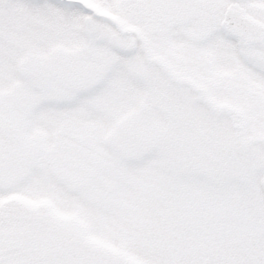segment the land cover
Instances as JSON below:
<instances>
[{"label":"snow or ice","instance_id":"obj_1","mask_svg":"<svg viewBox=\"0 0 264 264\" xmlns=\"http://www.w3.org/2000/svg\"><path fill=\"white\" fill-rule=\"evenodd\" d=\"M100 2L141 35L75 0H0V264H264V216L255 221L251 242L237 233L227 251L197 245L181 252L156 236L138 209L139 189L123 179L118 147H146L151 139L141 129L164 143H196L223 161L218 180L254 178L264 213V0ZM52 13L58 23L29 36L38 58L34 72L5 59L6 30ZM73 25L80 26L74 40L66 35ZM105 73L136 90L110 115H95L103 130L94 142L106 146V154L68 147L55 130L42 151L35 129L25 133V98L30 95L42 114H57V127H63L101 89L82 93L77 103L60 101L58 92ZM43 125L40 120L35 127ZM127 175L129 182L139 179ZM202 186L212 187L207 181ZM230 188L247 197L239 179Z\"/></svg>","mask_w":264,"mask_h":264},{"label":"rangeland","instance_id":"obj_2","mask_svg":"<svg viewBox=\"0 0 264 264\" xmlns=\"http://www.w3.org/2000/svg\"><path fill=\"white\" fill-rule=\"evenodd\" d=\"M75 2L83 4L97 17L119 25L122 31L134 33V25L115 15L100 0ZM56 23V14L52 13L13 24L3 36L5 59L20 62L26 71L34 72L38 58L30 51L29 36L37 29L51 28ZM79 29V25H73L72 31L66 35L74 40ZM98 38L103 39V36ZM21 49L26 50L27 54L21 56ZM57 51L68 55L73 52L63 45H57ZM17 87L18 82H13V90ZM92 88H100V95L89 100L85 107L78 108L76 119L63 127H57V114H42L39 106L31 102V96L26 97L24 103L29 106L25 133L35 129L41 138V150L45 152L48 150L46 142L49 135L55 130L58 139L68 147H84L106 154V146L94 142L103 130L95 115H110L119 101L131 102L136 90L125 81L109 79L105 73L97 80L81 84L74 91L58 92L57 98L62 102L77 103L79 96ZM113 90H118V98L110 95ZM40 120L44 121V125L35 127ZM133 120L134 115L130 113L129 122ZM140 133L151 139L142 150H134L124 143L118 147L123 156V179L129 187L139 189L138 209L145 214L156 236L164 238L166 243L170 242L181 252H191L197 245L207 252L216 248L227 251L236 243L234 235L237 233H246L247 242H251L255 235V221L264 216L257 202L253 177L244 174L218 180L216 169L223 166V161L212 153H206L200 145L187 141L182 145L164 143L155 138L150 130L141 129ZM40 166L41 162H37L36 167ZM128 172L137 173L138 181L129 182ZM233 179L247 185L246 198L242 199L231 190ZM204 181L212 187L204 188Z\"/></svg>","mask_w":264,"mask_h":264},{"label":"flooded vegetation","instance_id":"obj_3","mask_svg":"<svg viewBox=\"0 0 264 264\" xmlns=\"http://www.w3.org/2000/svg\"><path fill=\"white\" fill-rule=\"evenodd\" d=\"M133 30H134V34H136V35H138V36L141 35V33L138 31V28H137L136 26L134 27ZM146 50H147V45H146ZM242 131L245 132V130H244L243 128H242Z\"/></svg>","mask_w":264,"mask_h":264}]
</instances>
